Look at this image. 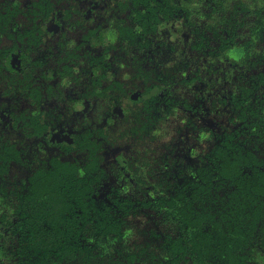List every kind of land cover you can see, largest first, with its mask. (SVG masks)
<instances>
[{
    "label": "flooded vegetation",
    "instance_id": "obj_1",
    "mask_svg": "<svg viewBox=\"0 0 264 264\" xmlns=\"http://www.w3.org/2000/svg\"><path fill=\"white\" fill-rule=\"evenodd\" d=\"M200 39L229 47L203 54ZM251 102L264 104V0H0V172L12 188L72 167L104 177L98 204L130 196L124 235L103 243L121 264H160L173 229L147 199ZM136 225L150 238L129 243ZM8 232L0 264L18 260Z\"/></svg>",
    "mask_w": 264,
    "mask_h": 264
},
{
    "label": "trees",
    "instance_id": "obj_2",
    "mask_svg": "<svg viewBox=\"0 0 264 264\" xmlns=\"http://www.w3.org/2000/svg\"><path fill=\"white\" fill-rule=\"evenodd\" d=\"M193 47L221 55L229 45L212 47L200 39ZM248 105L233 113L228 125L211 131L201 160L177 161L181 172H194L164 177L158 196L147 199L156 202L173 229L158 263L264 264V104ZM4 172L0 229L12 236L16 264L122 263L103 243L124 235L130 196L118 194L113 203L98 204L93 187L104 177H81L72 167L38 171L12 188Z\"/></svg>",
    "mask_w": 264,
    "mask_h": 264
},
{
    "label": "rangeland",
    "instance_id": "obj_3",
    "mask_svg": "<svg viewBox=\"0 0 264 264\" xmlns=\"http://www.w3.org/2000/svg\"><path fill=\"white\" fill-rule=\"evenodd\" d=\"M201 116L198 117L199 122L202 123V124H206V125H210V126H215L216 124V121L215 119L208 113V112H201ZM175 130L171 129L170 131H168L164 137H163V141L166 142V141H169L173 136H174V133ZM156 216H154L155 218ZM138 225H136V228L134 230H132L130 232V235L128 236V242L129 243H134L136 241H143L145 240L146 238H150V234H144V230H141L139 228H137ZM3 238H0V249L2 247V241ZM8 263L7 264H13L14 261L12 260H9L7 261Z\"/></svg>",
    "mask_w": 264,
    "mask_h": 264
}]
</instances>
